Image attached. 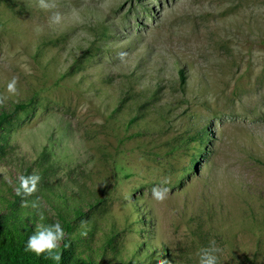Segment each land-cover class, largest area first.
Instances as JSON below:
<instances>
[{"label":"rangeland","instance_id":"374dc122","mask_svg":"<svg viewBox=\"0 0 264 264\" xmlns=\"http://www.w3.org/2000/svg\"><path fill=\"white\" fill-rule=\"evenodd\" d=\"M56 3L0 0L2 227L62 215L79 263L264 264V0Z\"/></svg>","mask_w":264,"mask_h":264},{"label":"clouds","instance_id":"9594fccd","mask_svg":"<svg viewBox=\"0 0 264 264\" xmlns=\"http://www.w3.org/2000/svg\"><path fill=\"white\" fill-rule=\"evenodd\" d=\"M37 6L44 11H50L57 7L56 0H37ZM63 16L59 12H53L49 17L50 25H58L62 22ZM126 52L118 53V58L121 62H124ZM7 93L9 95L17 94L16 79L13 80L7 86ZM8 96L0 94V106H2ZM90 166V165H89ZM0 174H4V178L7 180V168L0 167ZM41 181V176L35 171L31 175H20L18 177V187H15V193L17 196L22 197L21 207H31L36 210L39 209V197L32 201H28L26 198L32 196L37 191V186ZM165 180L163 183H167ZM169 189L167 187H153L151 190V197L157 203H163L169 195ZM38 223L35 226V230L32 235L27 239L25 252L33 253L36 256L47 253L49 258L59 262L61 260L62 253L55 252V250L63 242L66 233L61 223L55 222L53 224H44L45 219L42 212L37 211ZM221 250L216 246L215 241H210L208 247H202L196 253L198 257V264H218L217 253Z\"/></svg>","mask_w":264,"mask_h":264},{"label":"trees","instance_id":"16d2710c","mask_svg":"<svg viewBox=\"0 0 264 264\" xmlns=\"http://www.w3.org/2000/svg\"><path fill=\"white\" fill-rule=\"evenodd\" d=\"M179 75L181 82H184L185 77L183 71H180ZM26 108L27 105L24 104L15 107L16 110H24ZM4 118L5 116L0 119V124L3 123L5 120ZM14 204L15 203H12L11 207H13ZM74 213L77 218L82 216L80 211L74 210ZM10 216L14 222L9 227H2V224H0V232H2L3 235L0 237V264H97L93 263L90 259L83 263L71 260L70 256L74 244L69 236L73 231V227L62 215H59V218L60 221L63 222L61 223L66 236L60 246L55 250V252L62 253L59 262L50 259L47 253L36 256L33 253L25 252L24 249L27 239L35 230L33 223L29 226V219L22 217L15 209L11 211Z\"/></svg>","mask_w":264,"mask_h":264}]
</instances>
